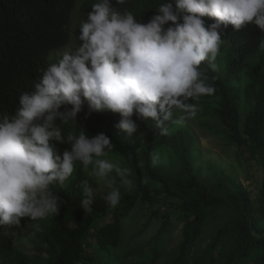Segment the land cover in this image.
<instances>
[{"label": "trees", "instance_id": "obj_1", "mask_svg": "<svg viewBox=\"0 0 264 264\" xmlns=\"http://www.w3.org/2000/svg\"><path fill=\"white\" fill-rule=\"evenodd\" d=\"M78 2L0 0V110L14 112L20 92L31 89L39 69L55 62L59 51L69 45ZM94 2L84 1V19ZM160 2L126 0L115 6L147 22ZM164 2L175 9L176 0ZM203 19L206 24L214 22L207 16ZM75 33L78 37L79 26ZM222 40L215 69L207 62L202 65L215 93L194 101L196 117L214 118L229 143L264 168V31L254 23L239 30L229 25L222 31ZM120 119L110 110L91 111L85 103L76 122L62 127L65 135L81 126L89 135L107 134L113 144L109 155L119 156L131 168L135 190L122 193L115 208L104 195H95L93 211L87 214L81 207L83 189L78 179L94 166L85 169L77 164L73 177L53 186L62 198L58 215L38 221L25 218L19 226L0 228V264H39L28 251L32 239L39 250L49 252L44 264H157L171 250L179 226L180 241L165 264H264V223L251 191L236 181L211 186L200 180L194 172L190 131H173L174 124L169 123L168 134L161 135L149 118L138 121L137 132L129 136L115 127ZM67 147L59 145L61 152ZM163 150L176 159L173 167L152 165L151 155ZM259 201L264 203V176ZM163 204L168 207L163 209ZM135 210L145 217L137 233L160 221L155 234L137 247L128 238ZM211 224L215 232L202 246Z\"/></svg>", "mask_w": 264, "mask_h": 264}, {"label": "clouds", "instance_id": "obj_2", "mask_svg": "<svg viewBox=\"0 0 264 264\" xmlns=\"http://www.w3.org/2000/svg\"><path fill=\"white\" fill-rule=\"evenodd\" d=\"M125 3L95 0L86 19L83 12L78 37L74 30L71 35L78 45L39 69L14 112L0 110V228L58 215L62 198L53 186L73 177L77 164L94 166L107 189L103 199L118 206L121 189L131 192L135 185L130 169L107 159L112 139L89 135L83 126L65 135L62 125L76 122L87 103L91 111L118 113L115 127L129 136L149 118L167 135L166 125L185 126L197 116L194 101L215 93L202 65L215 69L223 29L254 23L264 31V0H176L175 9L161 0L147 22L115 6ZM206 16L214 22L206 24ZM63 144L69 147L61 152ZM151 159L154 167L161 163L159 153ZM96 191L83 187L87 214Z\"/></svg>", "mask_w": 264, "mask_h": 264}, {"label": "rangeland", "instance_id": "obj_3", "mask_svg": "<svg viewBox=\"0 0 264 264\" xmlns=\"http://www.w3.org/2000/svg\"><path fill=\"white\" fill-rule=\"evenodd\" d=\"M84 1L85 0H79L76 7L74 13V31L83 20L82 9ZM76 45L78 44L73 37L70 44L66 48L60 50L59 53L72 49ZM226 46H228V44ZM246 114L247 110H244L242 116L243 119ZM220 128L221 127H219L218 122L214 118L208 120V118L204 119L196 117L183 127H178L174 124L173 131L184 129L190 131L193 135L194 172L198 175L200 180L211 186L222 180H224L227 185H231V181L243 184L251 191L255 205L258 208L264 223V203L259 201L261 197L264 168L258 161L245 158L235 145H231L229 143L226 135L222 134L221 131H218ZM160 157L161 163L159 165L164 169L173 167L176 163V159L172 156L169 150H163L160 153ZM107 159L111 160L113 163L119 164L121 167L130 169L134 185L136 187L135 175L133 171L130 167L126 166L124 161L119 156L109 155ZM78 182L80 183L82 189L85 184L95 187L97 191L94 195H106L107 189L104 187L103 182L94 175L93 168H90L82 173ZM121 192L125 193L128 191L122 188ZM175 204L176 203H174V205ZM161 207L165 209L168 206L163 204ZM108 220H111L110 217ZM144 220L145 217L141 214L139 215V213L135 210L134 221L132 223L133 229L128 236V238L131 237L130 239L132 240V245L135 247L145 244L155 234L160 224L159 219H156L145 232L137 233V229L141 228V224ZM215 229L216 227L213 224L208 227L202 246H204L212 237ZM180 232L181 226H179L173 233V239L169 246L171 250H168V252L163 255L157 264H165L168 261V258L173 256L174 252L172 249H174L180 241ZM27 247L30 254L34 257L36 256V261H38L39 264H44L46 262L49 252L47 250L46 252L39 250L34 239H32Z\"/></svg>", "mask_w": 264, "mask_h": 264}]
</instances>
